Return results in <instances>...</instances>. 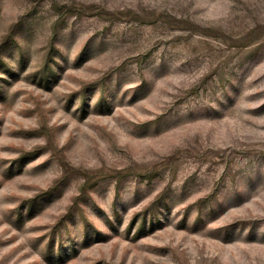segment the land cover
<instances>
[{
  "label": "rangeland",
  "instance_id": "rangeland-1",
  "mask_svg": "<svg viewBox=\"0 0 264 264\" xmlns=\"http://www.w3.org/2000/svg\"><path fill=\"white\" fill-rule=\"evenodd\" d=\"M0 264H264V0H0Z\"/></svg>",
  "mask_w": 264,
  "mask_h": 264
}]
</instances>
